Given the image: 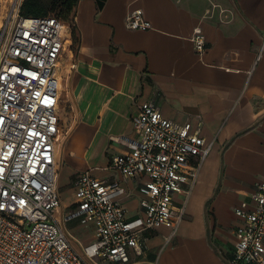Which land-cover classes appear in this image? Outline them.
Masks as SVG:
<instances>
[{
	"label": "crops",
	"instance_id": "0c3cea01",
	"mask_svg": "<svg viewBox=\"0 0 264 264\" xmlns=\"http://www.w3.org/2000/svg\"><path fill=\"white\" fill-rule=\"evenodd\" d=\"M135 9L151 29L127 28ZM74 25L77 42L71 27L59 63L66 103L57 137L62 200L61 185L74 195L80 171L108 182L121 178L107 167L137 137L130 120L136 105L153 101L169 119L200 122L212 149L178 233L169 242L166 227L151 233L133 264H230L235 208L264 180V51L255 65L264 0H79ZM197 26L207 42L201 54L191 40ZM124 205L130 216L141 211L137 194ZM79 227L94 240L91 226ZM64 228L79 251L91 243Z\"/></svg>",
	"mask_w": 264,
	"mask_h": 264
},
{
	"label": "built area",
	"instance_id": "2783aa9c",
	"mask_svg": "<svg viewBox=\"0 0 264 264\" xmlns=\"http://www.w3.org/2000/svg\"><path fill=\"white\" fill-rule=\"evenodd\" d=\"M20 6L0 41V264H133L151 233L166 227V242L178 233L212 144L200 122L169 119L153 101L137 104L130 117L137 137L107 167L121 178L108 182L91 169L78 172L74 210L65 214L57 183V137L64 128L59 63L71 25L54 16H24ZM125 24L153 27L142 9L132 10ZM191 40L199 54L206 51L200 26ZM263 51L264 38L255 65ZM134 194L141 211L130 216L124 200ZM235 214L230 264H264V180ZM75 215L95 232L82 251L64 228Z\"/></svg>",
	"mask_w": 264,
	"mask_h": 264
},
{
	"label": "rangeland",
	"instance_id": "374dc122",
	"mask_svg": "<svg viewBox=\"0 0 264 264\" xmlns=\"http://www.w3.org/2000/svg\"><path fill=\"white\" fill-rule=\"evenodd\" d=\"M21 2H23V0H0V41L2 37L4 38L7 37L10 28L14 23L16 13ZM63 92L64 89L62 90V93ZM68 128L70 129V126H68ZM59 167L61 168V166L57 167L58 170ZM61 190L63 191V200H64L63 204H64L65 213L70 214V212L74 210V208H72L73 191L70 189V185L68 184L61 185ZM80 224H81V216L79 215H75L66 221V226L68 227L69 231L72 234H75L81 239H83L85 243H87V241L92 242V237L90 236L91 234H89V231L81 229L79 227ZM105 264H110V263H105ZM139 264H143V263H139Z\"/></svg>",
	"mask_w": 264,
	"mask_h": 264
},
{
	"label": "trees",
	"instance_id": "16d2710c",
	"mask_svg": "<svg viewBox=\"0 0 264 264\" xmlns=\"http://www.w3.org/2000/svg\"><path fill=\"white\" fill-rule=\"evenodd\" d=\"M78 1L79 0H23L20 6V12L24 16H54L69 23L72 27L73 40L77 42L74 16L76 14ZM65 104L64 95L62 94L61 107Z\"/></svg>",
	"mask_w": 264,
	"mask_h": 264
},
{
	"label": "bare ground",
	"instance_id": "6f19581e",
	"mask_svg": "<svg viewBox=\"0 0 264 264\" xmlns=\"http://www.w3.org/2000/svg\"><path fill=\"white\" fill-rule=\"evenodd\" d=\"M90 251L92 252V251H93V249H92V248H90Z\"/></svg>",
	"mask_w": 264,
	"mask_h": 264
}]
</instances>
